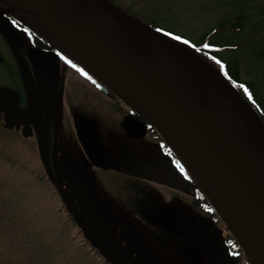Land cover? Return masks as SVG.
Masks as SVG:
<instances>
[{
  "label": "rangeland",
  "instance_id": "obj_1",
  "mask_svg": "<svg viewBox=\"0 0 264 264\" xmlns=\"http://www.w3.org/2000/svg\"><path fill=\"white\" fill-rule=\"evenodd\" d=\"M107 1L192 52L194 48L183 41L197 43L205 35L207 41L229 46L221 56L238 60L241 80L253 81L264 94V0ZM222 22L227 24L220 30ZM25 40L29 41L27 32L0 13V53L16 67L10 72L9 65L0 64V101L18 99L16 71L25 77L29 61L36 70L37 62H49L56 54L45 55L34 47L27 51ZM60 68L64 101L59 114L54 105L46 109L42 124L49 125V134L46 127L43 135L32 127H6L0 114V264H110L83 238L48 178L43 155L54 147L67 162L62 165L71 183L84 182L85 193L92 195L94 206L84 203L80 213L91 230L102 221L108 226L110 232L104 230L103 237L115 264H223L209 257L210 246L197 236L209 221L224 231L218 210L212 202L211 208L194 206L199 190L193 180L184 187L185 175L166 174L155 146L157 133L148 132L138 140L129 137L121 127L126 108L66 62ZM26 84L44 98L42 88L35 83L31 87L29 79ZM37 103L39 110L42 102ZM73 111L96 123L99 143L124 159V174L87 165L72 123ZM26 122L34 123L30 118ZM224 236L229 232L225 230ZM239 263L248 264L244 257Z\"/></svg>",
  "mask_w": 264,
  "mask_h": 264
},
{
  "label": "water",
  "instance_id": "obj_2",
  "mask_svg": "<svg viewBox=\"0 0 264 264\" xmlns=\"http://www.w3.org/2000/svg\"><path fill=\"white\" fill-rule=\"evenodd\" d=\"M1 1L155 127L251 264H264V123L232 84L207 61L107 0ZM0 110L9 124L27 121L28 113L9 100L0 103ZM73 122L92 164L110 167L97 142L96 123L81 114H74ZM122 126L132 137L146 134L145 123L133 115H125ZM60 193L67 201L61 188ZM74 219L84 227L77 215ZM197 236L209 244L210 258L235 264L216 227H201ZM84 237L95 244L86 229ZM99 252L111 260L105 242Z\"/></svg>",
  "mask_w": 264,
  "mask_h": 264
},
{
  "label": "flooded vegetation",
  "instance_id": "obj_3",
  "mask_svg": "<svg viewBox=\"0 0 264 264\" xmlns=\"http://www.w3.org/2000/svg\"><path fill=\"white\" fill-rule=\"evenodd\" d=\"M1 8V5H0ZM32 31V30H31ZM32 33H35L32 31ZM37 33L35 34L36 39L34 38L35 42H30L25 40L24 41V45L26 50H30L31 47H34L36 50H41L43 53H45V55L48 54H53L56 53L55 56H53V58L49 59V62L45 61H41V62H37L36 65V70H34L33 66H32V62L29 61V68L28 71L26 73V76H21L18 74V72L16 71V79H15V90L17 91V100L15 102L9 100L10 102H12L13 104H15L17 107H19L20 109H22L23 111L27 112V114H25L26 118L24 117L25 120L27 119H32L34 121V123H25V124H9L6 121V114L5 111L0 110V114H2V122L6 127H14V128H20L22 130H26L29 127H32V129L34 128L36 130V132L39 133L38 134H42L41 132H45V127L47 128L49 125H43L42 123H44V119L46 116V109H48L49 107H52L53 105L55 106V110L57 109L58 114L60 113V111L62 110V105H63V96H62V87H64V77L63 74L61 72V68L60 65L62 62H66L69 67L72 68V70H74L76 73H81L80 68L78 66L75 65V63L73 61L68 60V58H66L64 55H60L58 54V51L54 50V47L51 46L47 41H45L41 36H36ZM37 50V51H38ZM0 64H6L9 65V69L10 72L16 70V67L14 66V64H12V62H9L3 55H1L0 53ZM31 60V59H30ZM48 64V65H47ZM84 77H86L91 84L93 85V82L91 81V79L82 74ZM40 79V81H37L38 78ZM31 80V87H33L32 83H35L37 86L34 85V87H40L43 90V96L44 98L42 99L41 93H36L35 95L33 94V92L31 91V89L28 90V86L26 84V82L28 81V79ZM3 86H1L2 88ZM33 90V89H32ZM36 91V90H35ZM8 99H4L1 100V102L3 101H7ZM42 102V105L39 108V103L37 102ZM36 106L37 110H33V108ZM74 114H81L78 112L73 111L72 112V123H73V115ZM84 115V114H82ZM28 117V118H27ZM124 115H122L121 117V127L124 130L123 126H122V121H123ZM46 133L49 134V130L47 128ZM43 135V134H42ZM129 136V135H128ZM131 137V136H129ZM145 137V136H144ZM142 137V138H144ZM132 139H142V138H135V137H131ZM98 140V137H97ZM152 140L154 141L155 139L152 138ZM158 140L157 139L155 141V146L157 147L158 150ZM99 143V141H98ZM100 144V143H99ZM101 145V144H100ZM102 146V145H101ZM161 149L159 150V152L162 154V162L165 165V172L170 173L172 176H175V162H176V152L174 151V149L168 144V142L164 141L163 144L161 145ZM103 147V146H102ZM104 148V147H103ZM105 153L107 155L108 158V162L111 164V167L109 168H101L98 167L96 165H93L92 162H90L87 157L85 156V154L83 153V155L85 156V159L87 160V165L91 168H96V169H100V170H116L119 169V172H121L122 174H124V159H122L120 157V154H118V156H113L111 153H109L105 148ZM42 150H40L41 152ZM46 153L44 154V164L45 166H47L46 170L50 171L48 173V178L50 180V182L53 185V188L55 189L56 193L58 194L60 200L62 201L61 197H60V188L63 190V192L65 193V196L67 197V202L70 201V210L67 209V203L63 202V204L66 207L67 212H69V216L71 218L74 217V214H77L81 219L86 220L80 213V210L83 208L84 203H87L91 206H94L93 204V197L92 195H88L85 193V186H84V182L81 181H76L75 184L71 183L70 181V176L68 173V170H66L63 164H67V162L65 160H63V158H61L59 155H62V153H58V149L57 148H47L46 149ZM185 168V171L182 169L180 172L181 174L185 175V179H181V185H183L184 187H187L190 183V173L186 170L185 166L181 165V168ZM56 169L59 170V177H58V173L56 172ZM189 177V178H187ZM95 191V189H93ZM84 229V228H83ZM87 230H89L90 235L92 238L95 239L96 241V250L99 249V245L102 241V238L104 236V230L105 231H109V228L107 225L103 224V221L101 222V224L98 226H96L94 229L90 230L87 228ZM110 232V231H109ZM127 236L124 232V240H126ZM96 237H99V240H97ZM125 248V245H124ZM126 263L128 264V261H126ZM147 263V262H146Z\"/></svg>",
  "mask_w": 264,
  "mask_h": 264
},
{
  "label": "trees",
  "instance_id": "obj_4",
  "mask_svg": "<svg viewBox=\"0 0 264 264\" xmlns=\"http://www.w3.org/2000/svg\"><path fill=\"white\" fill-rule=\"evenodd\" d=\"M238 18L239 20H241V17ZM8 19L10 21H15L12 17H9ZM226 24H227L226 22L220 23L218 26L219 29L221 30L223 27L225 28ZM217 31H218L217 29L214 30V32ZM207 37H208L207 35L201 37L197 43H192L190 48L192 49L194 48L196 55L209 62L234 85L238 93L252 105V107L254 108V110L257 112L260 119L264 123V94L258 92V89L256 88L253 81L241 80L239 76L238 60L227 59L221 56L220 52L223 49H225V47H229V46L225 44L223 45V44L207 41ZM34 38L36 39L35 35L32 36L33 42H35ZM217 61H219V63H217ZM221 64L224 66L223 70L220 67ZM225 73L227 75H225ZM245 89H247V93L245 92ZM249 95L251 96V99H249ZM138 117L140 119H143L139 115ZM193 204L194 206H199V205L208 206L207 200L204 198L203 194L200 191L196 192L195 197L193 199ZM209 213L211 216L214 215V211L211 212L209 211ZM226 245L230 255L238 263L240 257V250L238 245L233 239L230 238L227 239Z\"/></svg>",
  "mask_w": 264,
  "mask_h": 264
},
{
  "label": "snow or ice",
  "instance_id": "obj_5",
  "mask_svg": "<svg viewBox=\"0 0 264 264\" xmlns=\"http://www.w3.org/2000/svg\"><path fill=\"white\" fill-rule=\"evenodd\" d=\"M173 39H178V38H177V37H173ZM183 43L187 44L188 41L185 40V41H183ZM206 47H207V46H206ZM217 63H219V61H217ZM220 67H221V69L223 70V67H224V66H223L222 64L220 65ZM82 74H83V73H82ZM225 75H227V74L225 73ZM245 92L247 93V89H245ZM249 99H251V96H250V95H249Z\"/></svg>",
  "mask_w": 264,
  "mask_h": 264
}]
</instances>
